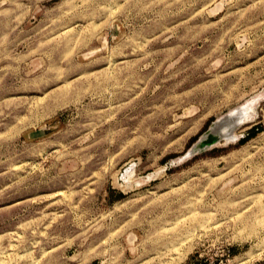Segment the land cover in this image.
Listing matches in <instances>:
<instances>
[{
    "label": "rangeland",
    "instance_id": "rangeland-1",
    "mask_svg": "<svg viewBox=\"0 0 264 264\" xmlns=\"http://www.w3.org/2000/svg\"><path fill=\"white\" fill-rule=\"evenodd\" d=\"M0 264H264V0H0Z\"/></svg>",
    "mask_w": 264,
    "mask_h": 264
},
{
    "label": "water",
    "instance_id": "water-1",
    "mask_svg": "<svg viewBox=\"0 0 264 264\" xmlns=\"http://www.w3.org/2000/svg\"><path fill=\"white\" fill-rule=\"evenodd\" d=\"M234 120V113H229L214 121L208 130L192 145L187 153V157L204 152L221 139L229 141L230 139H227L231 137L227 128L232 130L235 126L239 125V122L236 123Z\"/></svg>",
    "mask_w": 264,
    "mask_h": 264
},
{
    "label": "trees",
    "instance_id": "trees-1",
    "mask_svg": "<svg viewBox=\"0 0 264 264\" xmlns=\"http://www.w3.org/2000/svg\"><path fill=\"white\" fill-rule=\"evenodd\" d=\"M256 135L255 133V130L252 128L249 133H248V136H247V140L254 137Z\"/></svg>",
    "mask_w": 264,
    "mask_h": 264
},
{
    "label": "bare ground",
    "instance_id": "bare-ground-1",
    "mask_svg": "<svg viewBox=\"0 0 264 264\" xmlns=\"http://www.w3.org/2000/svg\"><path fill=\"white\" fill-rule=\"evenodd\" d=\"M120 74V73H119ZM131 76V75H130ZM131 78V77H130ZM128 80V79H127ZM253 97V96H252ZM238 108V107H237ZM234 112H236V110H233L232 112H230V113H234ZM229 140V139H228Z\"/></svg>",
    "mask_w": 264,
    "mask_h": 264
}]
</instances>
